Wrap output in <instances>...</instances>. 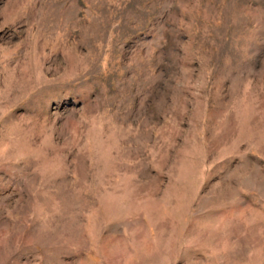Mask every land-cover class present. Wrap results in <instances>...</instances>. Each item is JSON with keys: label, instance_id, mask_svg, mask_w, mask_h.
I'll return each instance as SVG.
<instances>
[{"label": "rangeland", "instance_id": "1", "mask_svg": "<svg viewBox=\"0 0 264 264\" xmlns=\"http://www.w3.org/2000/svg\"><path fill=\"white\" fill-rule=\"evenodd\" d=\"M0 264H264V0H0Z\"/></svg>", "mask_w": 264, "mask_h": 264}]
</instances>
